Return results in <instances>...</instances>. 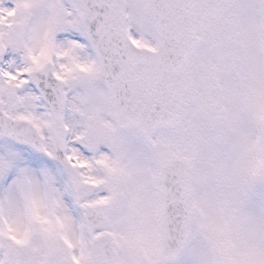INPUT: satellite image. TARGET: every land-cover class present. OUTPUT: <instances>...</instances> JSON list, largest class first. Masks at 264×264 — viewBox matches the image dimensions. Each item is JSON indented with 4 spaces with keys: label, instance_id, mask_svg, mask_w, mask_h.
I'll list each match as a JSON object with an SVG mask.
<instances>
[{
    "label": "snow or ice",
    "instance_id": "1",
    "mask_svg": "<svg viewBox=\"0 0 264 264\" xmlns=\"http://www.w3.org/2000/svg\"><path fill=\"white\" fill-rule=\"evenodd\" d=\"M178 7L0 0V264H264V0L203 5L243 17L249 44L218 92L228 140L195 159L192 112H173L148 72L162 38L178 64L210 52L190 48Z\"/></svg>",
    "mask_w": 264,
    "mask_h": 264
},
{
    "label": "rangeland",
    "instance_id": "2",
    "mask_svg": "<svg viewBox=\"0 0 264 264\" xmlns=\"http://www.w3.org/2000/svg\"><path fill=\"white\" fill-rule=\"evenodd\" d=\"M225 0H193V4L201 5L198 9H193L196 21L199 17H206L207 23L204 27V32H196L197 43L193 50L199 47L203 40L208 42L210 52L208 56L196 63L195 67L187 66L186 79L191 96L190 101L186 104L184 110L192 112L193 119L191 121L193 130V147L192 158L195 159L198 150H214L218 153L223 150L225 143L222 139L223 132L227 133V117L222 112V106L218 98V92L223 87L225 79L228 77L235 78L237 76V67L239 66L241 53L248 47L249 37L241 30V25L244 23V18L233 13L229 16L227 11L217 17L207 7L210 3H222ZM233 3H243L245 0H231ZM258 2V0H256ZM256 25L255 45L258 48H264V16L254 18ZM159 43L155 45L157 48ZM235 60V61H234ZM207 81L209 87L206 90L196 88L193 80ZM202 91L206 92L208 99L205 102H199ZM223 116V119L220 117ZM226 119V120H224ZM224 120L223 124H221ZM227 136V135H226ZM228 137V136H227ZM190 166V162H188ZM4 182L0 180V191L4 190ZM254 207H261L254 194ZM186 264H191L189 259Z\"/></svg>",
    "mask_w": 264,
    "mask_h": 264
},
{
    "label": "water",
    "instance_id": "3",
    "mask_svg": "<svg viewBox=\"0 0 264 264\" xmlns=\"http://www.w3.org/2000/svg\"><path fill=\"white\" fill-rule=\"evenodd\" d=\"M177 3L181 7L175 9L173 15L184 30L191 48L195 43L194 17L188 11L191 6V0H177ZM160 42V49L151 54L155 63L148 66L149 76L155 93L166 100L173 112H180L183 100L187 97L185 88L178 86V81L183 77L185 64H178L173 60L165 59L164 57L167 55V40L162 38ZM169 165L187 168L186 164L180 160L173 161Z\"/></svg>",
    "mask_w": 264,
    "mask_h": 264
}]
</instances>
